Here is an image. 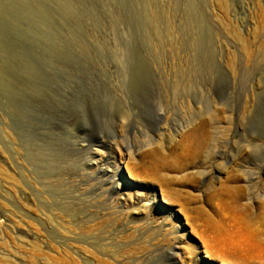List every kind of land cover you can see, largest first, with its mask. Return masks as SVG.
<instances>
[{
	"label": "rangeland",
	"instance_id": "374dc122",
	"mask_svg": "<svg viewBox=\"0 0 264 264\" xmlns=\"http://www.w3.org/2000/svg\"><path fill=\"white\" fill-rule=\"evenodd\" d=\"M0 264H264V0H0Z\"/></svg>",
	"mask_w": 264,
	"mask_h": 264
},
{
	"label": "bare ground",
	"instance_id": "6f19581e",
	"mask_svg": "<svg viewBox=\"0 0 264 264\" xmlns=\"http://www.w3.org/2000/svg\"><path fill=\"white\" fill-rule=\"evenodd\" d=\"M198 131H202V132H205V127H201ZM250 182H251V179H250Z\"/></svg>",
	"mask_w": 264,
	"mask_h": 264
}]
</instances>
